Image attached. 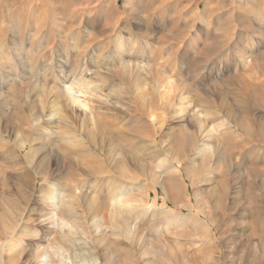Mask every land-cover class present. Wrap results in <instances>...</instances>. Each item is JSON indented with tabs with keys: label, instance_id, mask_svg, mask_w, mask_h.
Here are the masks:
<instances>
[{
	"label": "rangeland",
	"instance_id": "374dc122",
	"mask_svg": "<svg viewBox=\"0 0 264 264\" xmlns=\"http://www.w3.org/2000/svg\"><path fill=\"white\" fill-rule=\"evenodd\" d=\"M0 264H264V0H0Z\"/></svg>",
	"mask_w": 264,
	"mask_h": 264
},
{
	"label": "bare ground",
	"instance_id": "6f19581e",
	"mask_svg": "<svg viewBox=\"0 0 264 264\" xmlns=\"http://www.w3.org/2000/svg\"><path fill=\"white\" fill-rule=\"evenodd\" d=\"M77 96V95H76ZM69 100H70V102L73 104V105H76L77 104V101H76V98L75 97H73V96H71V97H69ZM71 104V105H72ZM85 110V109H84ZM90 116V115H89ZM46 129V128H45ZM45 133V132H44ZM50 133V132H49ZM51 134V133H50ZM85 153H86V151H84ZM88 152V151H87ZM19 157V156H18ZM130 157V156H129ZM21 159V158H20ZM76 159V158H75ZM15 161V160H14ZM13 165H14V163H12ZM13 167V166H12ZM13 194V193H12ZM48 197V196H47ZM58 197H56V198H51V202L56 206V204H57V202H58ZM44 201V200H43ZM13 205V204H12Z\"/></svg>",
	"mask_w": 264,
	"mask_h": 264
},
{
	"label": "crops",
	"instance_id": "0c3cea01",
	"mask_svg": "<svg viewBox=\"0 0 264 264\" xmlns=\"http://www.w3.org/2000/svg\"><path fill=\"white\" fill-rule=\"evenodd\" d=\"M181 129H182L181 127H178V128H177V131H180Z\"/></svg>",
	"mask_w": 264,
	"mask_h": 264
}]
</instances>
